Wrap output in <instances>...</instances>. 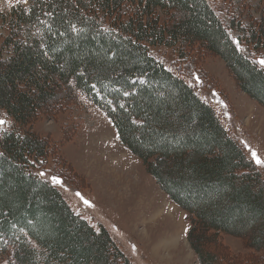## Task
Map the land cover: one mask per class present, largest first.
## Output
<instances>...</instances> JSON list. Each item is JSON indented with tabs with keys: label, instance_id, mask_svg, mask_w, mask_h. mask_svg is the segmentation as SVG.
<instances>
[{
	"label": "trees",
	"instance_id": "trees-1",
	"mask_svg": "<svg viewBox=\"0 0 264 264\" xmlns=\"http://www.w3.org/2000/svg\"><path fill=\"white\" fill-rule=\"evenodd\" d=\"M213 1L29 0L0 11V111L9 120L0 127V254L8 264H134L35 170L48 144L34 121L80 97L188 213L200 264L224 258L220 234L240 237L263 264L264 179L197 91L203 72L194 59L218 56L264 106V18L240 25L230 16L226 25Z\"/></svg>",
	"mask_w": 264,
	"mask_h": 264
},
{
	"label": "rangeland",
	"instance_id": "rangeland-1",
	"mask_svg": "<svg viewBox=\"0 0 264 264\" xmlns=\"http://www.w3.org/2000/svg\"><path fill=\"white\" fill-rule=\"evenodd\" d=\"M15 3L0 0V11ZM214 6L227 16L226 25L231 24L230 16L240 25L264 18V0H215ZM154 51L171 61L168 49ZM194 64L203 72L202 88H197L200 96L212 105L248 158L252 160L251 153L242 141L264 159V106L240 90L218 56L199 54ZM0 117L9 122L2 111ZM33 129L48 144L45 162L37 165L36 172L59 176L63 186L56 187L73 210L94 227L103 225L132 263L200 264L187 237L188 213L171 201L141 160L118 141L103 111L80 97L53 119H36ZM256 166L264 179V166ZM220 240L225 248L219 264H261L263 259L258 260L260 256L240 237L220 234ZM8 263L9 256L0 254V264Z\"/></svg>",
	"mask_w": 264,
	"mask_h": 264
},
{
	"label": "snow or ice",
	"instance_id": "snow-or-ice-1",
	"mask_svg": "<svg viewBox=\"0 0 264 264\" xmlns=\"http://www.w3.org/2000/svg\"><path fill=\"white\" fill-rule=\"evenodd\" d=\"M17 3H23L25 5H27L29 3V0H17ZM45 15H48V16H51L52 13H45ZM73 30H75V26L73 25ZM233 43L236 44L237 46V50H240V46H239V42L236 41V40H233ZM261 67H264V58H261L257 61ZM93 87H95V85H93ZM125 95H127V93H125ZM213 95H215V93H213ZM6 123V120L5 119H0V125H4ZM244 143V146L249 150V152L251 153V158L252 160L255 162L256 165L258 166H264V159H261L260 156L258 155V153L251 149L249 145H247V143L243 142ZM0 155H2V153H0ZM38 175L42 178H46L48 180L51 181V183L53 184V186H63V181L61 180V178L55 174H48L44 171H40L38 173ZM76 195L78 197H80L82 200H83V197L81 196L80 193H76ZM84 204L87 205V206H91L89 201L87 200H83Z\"/></svg>",
	"mask_w": 264,
	"mask_h": 264
},
{
	"label": "water",
	"instance_id": "water-1",
	"mask_svg": "<svg viewBox=\"0 0 264 264\" xmlns=\"http://www.w3.org/2000/svg\"><path fill=\"white\" fill-rule=\"evenodd\" d=\"M0 119H4L3 117H0ZM1 126V125H0Z\"/></svg>",
	"mask_w": 264,
	"mask_h": 264
}]
</instances>
